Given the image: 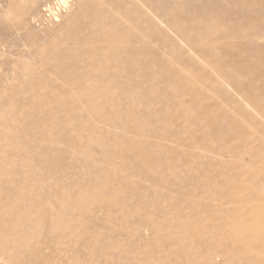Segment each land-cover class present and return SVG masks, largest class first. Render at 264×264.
Returning <instances> with one entry per match:
<instances>
[{"label":"rangeland","instance_id":"obj_1","mask_svg":"<svg viewBox=\"0 0 264 264\" xmlns=\"http://www.w3.org/2000/svg\"><path fill=\"white\" fill-rule=\"evenodd\" d=\"M84 1L71 0L65 13L58 0H0V156L6 164L0 166V177L10 172L20 175L0 181L30 186L38 193L62 194L65 188L62 195L69 198L71 209L82 213L75 224V238L68 242L70 259L59 253L55 264H73L74 260L82 264H203L204 256L210 251L222 252L228 239L243 237L252 244V239L241 234L251 228L264 230V215L256 217L254 211L235 214L234 208L251 198L264 200V183H249L245 168L229 156L218 168L192 159L191 152L201 148L203 141L222 138L212 137L207 129L212 125L208 121L211 113L214 127L224 125L222 113H206L202 108L212 104L209 100L196 107L191 100H182L183 107H190L187 110H197L190 114L174 113L175 97L165 99L164 104L157 102V94H171L172 85L181 83L178 75L191 72L188 68L173 65L178 74L169 81L172 72L163 68L161 79L148 87L152 95L144 97L143 102L153 103L149 109L108 104L95 108L100 113L86 114L89 106L76 103L84 113L65 117L59 111L70 107L66 104L22 98V93L37 90L26 80L35 51L47 49L44 43H59L53 40L59 27L49 8L53 12L60 9L59 19L68 25ZM177 6L184 2L179 0ZM191 12L198 14L197 9ZM184 51L189 52L187 47ZM206 60L198 58L200 63ZM207 68L217 75L222 71L211 64ZM227 106L242 121L239 108ZM82 117L84 120L78 119ZM126 129L145 138L144 142L132 147L117 144L115 137ZM158 135H176L185 147L162 141L170 151L167 158H153L154 166L144 169L145 158L155 156L152 145L158 142ZM239 158L248 163L247 155ZM52 160L55 166L49 163ZM263 167L262 162L248 165L251 171ZM177 179L182 188L178 192L169 188ZM71 183L77 184L73 190L68 188ZM196 253L199 256L194 259ZM219 258L214 259L218 264L222 262Z\"/></svg>","mask_w":264,"mask_h":264},{"label":"bare ground","instance_id":"obj_2","mask_svg":"<svg viewBox=\"0 0 264 264\" xmlns=\"http://www.w3.org/2000/svg\"><path fill=\"white\" fill-rule=\"evenodd\" d=\"M70 1L58 0L65 13ZM178 1L85 0L68 25L59 19L60 9L53 12L49 8L59 27L53 40L59 43H44L46 51H35L26 80L30 88L37 90L21 96L35 103L66 104L70 107L59 111L65 117L84 113L74 106L76 103L89 106L86 114L100 113L95 108L108 104L149 109L153 103L143 102L144 97L152 93L148 87L161 79L163 68L172 72L173 76L166 80L169 81L178 74L173 65L184 66L194 76L189 75L190 71L186 76L180 73L181 83L172 85L171 94H157V102L164 104L165 99L175 97L174 113L190 114L197 110H187L190 107H183L182 100H191L195 107L209 100L212 104L202 109L224 116V125L214 127L213 113L208 115L212 122L207 125L209 134L223 139L203 141L201 148L191 152L192 159L218 168L229 156L230 161L245 168L249 183H264V167L254 171L248 168L253 163L264 164V0H199L197 5L195 0H182L184 6L180 7ZM190 2L198 10L197 15L191 12ZM185 47L189 52L184 51ZM165 55L172 59L166 60ZM199 57L207 60L200 63ZM208 64L219 66L222 71L217 75L207 68ZM232 93L235 98L229 96ZM227 104L239 108L242 121L235 119ZM78 119L82 121L84 117ZM125 131L115 137L117 144L132 147L144 142L145 138ZM156 138L158 142L152 145L155 156L145 158L144 169L154 166L153 158H167L170 151L162 146V141L185 147L176 135ZM240 154L248 156L247 164L239 158ZM49 163L55 166L53 160ZM1 165L6 164L0 156ZM8 176L20 175L10 172L0 180ZM174 182L177 183L169 188L180 191L181 182ZM75 184L71 183L69 190L76 188ZM62 194L38 193L30 186L0 181V264H55L59 253L70 259L68 242L75 238V224L82 213L73 211L69 198ZM77 198L82 202V197ZM234 210L235 214L254 211L256 217L262 216L264 200L251 198L246 204L235 205ZM241 235L252 239V244L245 243L243 237L228 239L226 248L208 252L203 264H218L214 261L217 256L222 261L219 264L227 260L263 264L264 230L246 229ZM198 256L196 253L194 259ZM256 258L257 263L253 261ZM72 262L82 264L78 260Z\"/></svg>","mask_w":264,"mask_h":264}]
</instances>
